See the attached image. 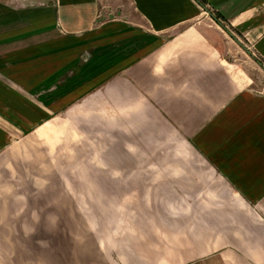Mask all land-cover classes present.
I'll use <instances>...</instances> for the list:
<instances>
[{
	"label": "crops",
	"instance_id": "crops-1",
	"mask_svg": "<svg viewBox=\"0 0 264 264\" xmlns=\"http://www.w3.org/2000/svg\"><path fill=\"white\" fill-rule=\"evenodd\" d=\"M63 116L126 189L193 196L104 264H264V0H0V152Z\"/></svg>",
	"mask_w": 264,
	"mask_h": 264
},
{
	"label": "rangeland",
	"instance_id": "rangeland-1",
	"mask_svg": "<svg viewBox=\"0 0 264 264\" xmlns=\"http://www.w3.org/2000/svg\"><path fill=\"white\" fill-rule=\"evenodd\" d=\"M80 119L59 117L0 152V264H59L78 251H101L104 264L126 234H167L157 220H193L192 195L175 200L153 193L157 180L126 189L109 178V147Z\"/></svg>",
	"mask_w": 264,
	"mask_h": 264
}]
</instances>
